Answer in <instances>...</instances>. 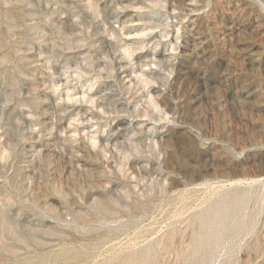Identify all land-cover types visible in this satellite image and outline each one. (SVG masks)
Instances as JSON below:
<instances>
[{"label":"rangeland","instance_id":"obj_1","mask_svg":"<svg viewBox=\"0 0 264 264\" xmlns=\"http://www.w3.org/2000/svg\"><path fill=\"white\" fill-rule=\"evenodd\" d=\"M0 264H264V0H0Z\"/></svg>","mask_w":264,"mask_h":264}]
</instances>
